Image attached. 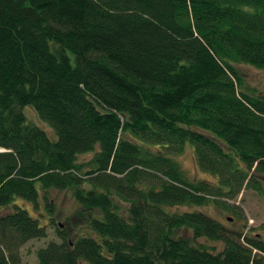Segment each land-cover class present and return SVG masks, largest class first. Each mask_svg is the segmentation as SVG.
<instances>
[{
  "label": "trees",
  "instance_id": "trees-1",
  "mask_svg": "<svg viewBox=\"0 0 264 264\" xmlns=\"http://www.w3.org/2000/svg\"><path fill=\"white\" fill-rule=\"evenodd\" d=\"M238 65L264 69V0H0V264L47 238L17 200L54 216L52 190L87 231L59 226L38 264H264L263 237L174 210L264 195V95ZM188 144L217 182L187 176Z\"/></svg>",
  "mask_w": 264,
  "mask_h": 264
},
{
  "label": "rangeland",
  "instance_id": "rangeland-1",
  "mask_svg": "<svg viewBox=\"0 0 264 264\" xmlns=\"http://www.w3.org/2000/svg\"><path fill=\"white\" fill-rule=\"evenodd\" d=\"M238 69L242 72L247 87L255 92V94L264 95V69H259L250 65H238ZM24 113L30 123L38 124L44 128L52 140H57V134L53 128L47 123H43L38 117L37 113L30 107L24 109ZM224 149H227L223 143H221ZM92 155H86L81 160L89 161ZM177 161L181 165L184 172L191 180L195 181H212L217 182V178L203 171L198 166V161L195 153V149L192 144L185 146L184 150L177 155ZM264 187V182H263ZM49 198L54 204L55 214L51 216L47 213L46 204L43 199L40 200L38 208L30 202L23 199H18L17 203L23 208L27 209L31 215L41 220L42 225H46L48 236L47 238L40 240H32L25 244L21 249L22 264H38L37 251L51 241H58L60 239L57 234V228L61 226V229H65L72 239H75L79 235L85 233L87 230L77 217L78 204L73 198L70 191H57L52 190L49 192ZM228 203V202H224ZM231 207H235V211L228 212L217 208L212 203L202 206H182L174 210L179 212H192L199 210L215 220L222 222L226 227L235 229H244V231L251 232L257 237L264 238V195L259 194L252 189L243 188L240 195L233 201H229ZM6 212H10L6 209ZM53 219L51 222L50 219ZM54 223V224H52ZM200 243L205 244L211 249L213 254H219L224 250V244L221 242H212L205 239H200Z\"/></svg>",
  "mask_w": 264,
  "mask_h": 264
}]
</instances>
